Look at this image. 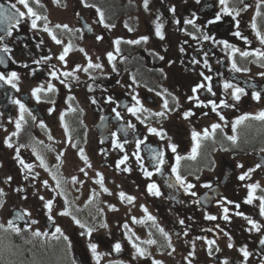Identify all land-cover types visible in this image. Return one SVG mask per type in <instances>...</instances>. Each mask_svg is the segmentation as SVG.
<instances>
[{"label": "flooded vegetation", "instance_id": "af4514ba", "mask_svg": "<svg viewBox=\"0 0 264 264\" xmlns=\"http://www.w3.org/2000/svg\"><path fill=\"white\" fill-rule=\"evenodd\" d=\"M13 3L17 0H0L9 11H14ZM29 3L47 18L38 20L36 28L28 16L12 28L11 35L0 24V57L5 61L0 73L10 77L15 72L19 77L13 81L16 87L6 81H1L5 88L0 87V204L5 205L8 221L16 211L30 219L28 233L34 249L62 258H40L36 263L78 264L74 257L79 255L82 264H264V215L259 199L264 196V164L260 162L264 121L253 118L264 111V60L240 55L264 51L256 36L257 30L264 34V3L228 0L227 6L238 10V16L224 14L219 0H148L147 8L144 0ZM17 7L26 12L22 5ZM97 10L104 14L103 23ZM217 14L221 15L218 21ZM189 19L195 23H187ZM158 23L163 25V39L156 35ZM237 31L240 36L235 35ZM53 34L61 43L52 39ZM205 35L211 39L205 40ZM144 36L146 42L128 43ZM116 40L121 41L118 46ZM221 41L240 52L233 54ZM66 48L62 61L59 57ZM233 61L248 71H234ZM89 63L102 67L89 68ZM66 72L70 75L65 76ZM226 81L244 89L239 101L232 95L234 89H224ZM49 84L54 92L47 91ZM40 86L45 90L37 101L32 92ZM257 92L259 100L254 98ZM3 101L10 115L3 114ZM14 101L27 109L22 120L20 105ZM133 107L139 109L135 114L129 110ZM162 111L165 116L155 115ZM187 111L193 114L185 118ZM245 115L249 119L233 131L235 121ZM217 123L221 128L205 139L204 130L211 131ZM150 128L162 131L163 138ZM194 131L201 137L196 158L191 159L197 144ZM228 136H236L237 141ZM137 141H142L139 148ZM81 149L87 160L81 157ZM158 153L162 164L155 158ZM125 156L128 159L120 164ZM177 156L182 157L179 165ZM173 168L194 187L185 191ZM249 169L253 171L240 180ZM151 184L161 195L148 191ZM251 184L259 187L249 204ZM126 197L134 199L129 202ZM49 200L51 210L45 207ZM224 208L228 220L223 218ZM149 215L155 220H148ZM209 215L217 218L208 220ZM73 217L86 227L82 229ZM246 217L256 221L260 231ZM88 228L93 229L91 236ZM34 231L47 236L35 237ZM149 239L156 243H144ZM90 242L104 253L95 263L89 254ZM117 243L121 245L118 259L114 257ZM133 243L145 249L144 256ZM242 248L249 252L247 258Z\"/></svg>", "mask_w": 264, "mask_h": 264}, {"label": "snow or ice", "instance_id": "6c2138e0", "mask_svg": "<svg viewBox=\"0 0 264 264\" xmlns=\"http://www.w3.org/2000/svg\"><path fill=\"white\" fill-rule=\"evenodd\" d=\"M36 2L39 3V0H36ZM57 2H58V0H57ZM197 2H199V0H197ZM17 3H18L19 5H22L23 8L26 9V12H25V11H21L20 8L17 7ZM17 3H13V4H11V6H10L11 9L14 10V11H9V10L5 9V7H4L3 4H0V24H4V25L7 26V27L5 28V32H6L7 35H11V34H12V28L15 27V26H19V24L21 23V20H22L23 18H25L26 16H28V17H32V20H31V27H32V28H36V27H37V21H38V20H40V19H47L46 17H41V16H39L38 13H37L36 11H34V9L30 6L29 0H17ZM219 3H220L222 6H224V7H223V13H224V14H227V15H233V13H234L236 16L239 15V11H238V10L231 9V8H229V7L227 6V5H228V0H219ZM261 3H264V0H261ZM87 6H91V5H87ZM144 6H145V8L148 7V0H144ZM92 7H94V6H92ZM246 7H247V6H246ZM97 11L99 12V16H100V21H99V22H100V23H103V22H104V14H103V12H100L99 10H97ZM171 11L174 12L175 9L173 8V9H171ZM259 15H260V12H259V5H258L257 16H259ZM220 19H221V15H220V14H217L216 17H215V20L218 21V20H220ZM214 22H215V21H209V23H214ZM177 23H179V21H177ZM187 23H189V24H194L195 21L189 19V20L187 21ZM104 26H105V27H109V25H107V24H104ZM57 27H60V26L57 25ZM64 27H67V26H64ZM162 27H163V25H161V24H159V23L156 25V35L159 36L161 39L164 38L163 33H162V31H161V28H162ZM252 27L255 29V28H256V24L253 23ZM44 30H45V31H50V30L47 28V26H45ZM235 35L240 36L241 34H240L239 31H237V32L235 33ZM256 36L259 38L261 44H264V34H261V32H260L259 30H257V31H256ZM2 38H3V37H0V39H2ZM101 38H102V37H98V39H101ZM203 38H204L205 40H209V39H211V37L208 36V35H205ZM52 39L55 40V42H56L57 44L61 43V41H60L59 39H57V37H56L54 34L52 35ZM245 39H246V38H245ZM141 40L146 42V41L148 40V37L144 36V37H141L140 40H132V41H128V43H131V44H138V43L141 42ZM120 43H121L120 40H116V41H115V44H116L117 46H118ZM221 43H223L224 46H225L226 48H232L233 54H235L236 52H240L239 49L235 48V47L232 46V45H229L227 41H221ZM117 50H118V48H117ZM3 51H4V52H7V51H8V48L5 47V48L3 49ZM67 54H68V49L66 48V49L64 50V54H62V55L59 57V59L63 61V60L65 59V56H66ZM240 55L243 56V57L256 56V57H259L261 60H264V51H261L260 49H256V50L253 51V52L243 51V52H240ZM108 58H109V60H112V59H113L111 53L108 54ZM161 59H163V57H161ZM4 62H5L4 59H3L2 57H0V64H3ZM88 67H89V68H91V67L100 68V67H102V65H100V64H95V65H93V64L89 63ZM232 68H233V70L236 71V72H240V71H248V69H241L240 67H238V66L236 65L235 61H233ZM84 70L87 71V69H84ZM52 75L55 76V75H56L55 72H53ZM64 75L67 76V75H70V73H67V72H66V73H64ZM261 75L264 76V73H261ZM18 79H19V77L17 76V74H16L15 72L11 73V76H10V77H7L4 73H0V81H6L7 83H11L13 87H16V84L13 83V81L18 80ZM205 79H210V78H209V77H205ZM61 82L63 83V81H61ZM200 87H205V86H204V85H200ZM223 87H224L225 90H227V89H234L232 95H233V97H234V99H235L236 101H239L240 98H241V95H242V94H245L243 88H240V87L234 86L233 84H231L230 82H227V81L224 83ZM44 90H45V89H44L43 86L37 87V88H35V89L33 90L32 95H33L34 97H36L37 101L40 100V95H39V94H40L41 92H43ZM55 90H56V89L54 88V86H53L52 84H49V85L47 86V91H48V92H54ZM193 91H196V89H193ZM207 91H208V92H211V91H212V89H211L210 86L207 87ZM254 98H255L256 100H259V99H260V93H259V92L255 93V94H254ZM94 102H95V101H94ZM14 103H17V104L20 105V110H21V117H20V119L22 120V119H23V113H24L25 111H27V109L25 108L24 104L20 103V101H14ZM137 103H139V101H138ZM224 106H225V107H228V105H227L226 103H225ZM164 108H165V109H168V102H167V100L164 101ZM129 110L132 111L133 114H135L137 111H139V109H137V108H135V107H133V108H131V109H129ZM212 110H213V111L216 110V104H215V102H212ZM192 114H193V113H192L191 111H187V112L184 113V117L187 118V117L191 116ZM155 115L163 117V116H165V112H163V111H162V112H158V113H155ZM117 116H119V113H117ZM253 118H254V119H257V120L264 121V111L260 112L257 116H255V117H253ZM221 119H223L222 116H221ZM247 119H249V116H247V115H245V116H241L239 119H237V120L235 121V124L233 125V131H235V127H236V125L241 124L243 121H245V120H247ZM16 127H17V129H19V128L21 127L19 121L16 122ZM65 127H67V126H65ZM220 128H221V125L218 124V123H217V124H213V125H211V131H209L208 129H205L204 132H203V137H204L205 139H207V138H209L210 136H214L216 130H217V129H220ZM149 131L152 132V133H154V134H156V135L161 136L162 138H163V136H164V133H163L162 131H158L156 128H150ZM13 135H16V133H13ZM192 137H193L194 140L197 141V144H196V146L192 149V156H191L190 158H191V159H195V158H196V154H197V149H198L199 146H200V145H199V139H200V137H201V133H198V132H195V131H194V132L192 133ZM227 139H229V140L232 141L233 143H235V142L237 141V137H236V136H228ZM140 143H142V141H137V148H139ZM116 146H117V147H123V145H121V144H119V143H117ZM8 147H12V144H11L10 142L8 143ZM172 151H173V152L176 151V146H175V145H172ZM80 154H81V157H82V158H84L85 160H87V158L84 156V153H83V150H82V149L80 150ZM161 155H162L161 153L156 154V157H155V158H156L158 164H162V163H163V160L160 159ZM127 159H128V157L125 156V157H124L119 163H120V164H123ZM138 159H139V157H138ZM181 159H182V157H179V156L176 157L177 165H179V161H180ZM20 163H21V164H24L23 160H21ZM41 164L44 165V161H43L42 158H41ZM25 167L30 169V168L32 167V165H25ZM241 167H242V165H241ZM257 167H260V165H257ZM172 171H173L174 173H176V181H177L182 187L185 188V191H188L189 189H192V188L194 187V185H192V184H186L185 179H184L183 177L180 176V174H179L177 168H173ZM251 171H253V169H249V172H248V173H245V174H243V175H241V176L239 177V179H240V180H244V179L249 175V173H250ZM146 175L151 176L152 173L147 172ZM8 179L10 180L11 177H9ZM53 179H56L55 175H53ZM74 179H75V178H74ZM56 182H57V186H59L60 181L57 180ZM99 182H101V181H98V183H99ZM46 183H47V182H45V184H46ZM206 186H210V185H206ZM248 187H249L252 191L249 193V196H248V199H247V203L251 204V203L253 202V198H254L253 195H252V192H254L255 189H256L257 187H259V185H257V184H251V185H248ZM105 191H107V189H105ZM148 191H149L152 195H154V196H159V195H161V193H160L158 187H157L155 184H151V185H149V187H148ZM0 195H3V190H2V189H0ZM191 195H196V193L192 192ZM120 196H121V198H125V194H124V193H120ZM41 199H43V197H41ZM126 199H127L129 202H131V201L134 199V197H126ZM259 199L261 200V204H260V214H261V215H264V196L259 197ZM229 203H231V201H229ZM52 204H53V202H52L51 200H49V201L46 202L45 207L48 208L49 210H51V208H52ZM237 207H239V205H237ZM113 210H115V209H113ZM144 211L147 212V209L145 208ZM227 212H228V209H227V208H224V213H225V215L223 216V218H224L225 220H228V219H229V217H228V215H227ZM28 215H30V214H28ZM61 215H70V213H68V212H62ZM238 215H242V214H241V213H238ZM206 218H207L208 220H215L217 217L209 215V216H207ZM23 219H24V215H23V214H19V213H17V214H16V217H15V220H9V221H8V224H7V227H5L4 225L0 224V228L4 229L5 231L11 230V231L15 232L16 234H20V233L23 231V229L20 228L19 226H17L16 221H18V220H23ZM147 219H148V220H152V221L155 220V218L152 217L151 215H149V216L147 217ZM246 219H248V223L252 225V228H253V229H255L256 231H260V225H259L256 221L252 220V219L249 218V217H246ZM73 220H75V223L78 224L82 229L86 227L83 223H81V222H80L78 219H76L75 217H73ZM32 223L35 224L36 221L33 220ZM180 223L183 224L184 221L181 220ZM103 226H104V227H107V225H103ZM124 227L127 228V225H124ZM29 230H31V229L29 228ZM159 230H160V231H161L166 237L168 236V234H167L166 232H164L163 229H159ZM92 231H93L92 228H88V229H87V235H88V236H91ZM56 232H57V233H60V232H61V229H60V228H56ZM82 234H84V233H82ZM42 235L47 236V233H41L40 231H34V232H33V236H35V237H40V236H42ZM65 239H67V237H65ZM129 239H131V237H129ZM169 240H170V238H169ZM144 243H146V244H155L156 241H155V240H152V239H149V240H147V241H144ZM208 243H209V245H211V244L214 243V241H208ZM261 243L264 244V240H262ZM88 247L90 248V250H91L93 256L97 259V261H99V259H100V254L97 252V244H96V243H91V242H90L89 245H88ZM133 247L136 248V251H137V253H138L140 256H144V255H145V249L140 248V247H139L138 245H136L135 243H133ZM115 251H116V252L121 251V245H120L119 243L115 244ZM241 252H242V254H243V256H244L245 258H247V257L249 256V252H248L246 249H243V248H242V249H241ZM155 264H160V262L157 261V262H155ZM225 264H227V262H225Z\"/></svg>", "mask_w": 264, "mask_h": 264}, {"label": "rangeland", "instance_id": "374dc122", "mask_svg": "<svg viewBox=\"0 0 264 264\" xmlns=\"http://www.w3.org/2000/svg\"><path fill=\"white\" fill-rule=\"evenodd\" d=\"M4 208H5V205H1L0 206V211L2 212L4 210ZM0 224L4 225L5 227L7 225L6 224V220H5L4 216H3V213L0 214ZM0 231H2L1 233H2L3 238H4L6 231L4 229H2V228H0ZM4 246H7V244L5 242H4Z\"/></svg>", "mask_w": 264, "mask_h": 264}, {"label": "trees", "instance_id": "16d2710c", "mask_svg": "<svg viewBox=\"0 0 264 264\" xmlns=\"http://www.w3.org/2000/svg\"><path fill=\"white\" fill-rule=\"evenodd\" d=\"M58 258H60V257H56L55 259H58ZM60 259H62V258H60Z\"/></svg>", "mask_w": 264, "mask_h": 264}]
</instances>
